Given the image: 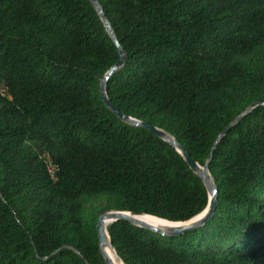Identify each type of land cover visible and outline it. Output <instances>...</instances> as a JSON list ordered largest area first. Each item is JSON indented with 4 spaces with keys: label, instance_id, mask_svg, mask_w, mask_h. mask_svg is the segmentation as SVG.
Wrapping results in <instances>:
<instances>
[{
    "label": "trees",
    "instance_id": "1",
    "mask_svg": "<svg viewBox=\"0 0 264 264\" xmlns=\"http://www.w3.org/2000/svg\"><path fill=\"white\" fill-rule=\"evenodd\" d=\"M97 1L125 51L108 99L201 166L212 153L218 194L184 234L114 220L119 259L264 264V0ZM118 58L90 0H0V264H105L99 213L180 222L205 208L177 149L102 101Z\"/></svg>",
    "mask_w": 264,
    "mask_h": 264
},
{
    "label": "water",
    "instance_id": "2",
    "mask_svg": "<svg viewBox=\"0 0 264 264\" xmlns=\"http://www.w3.org/2000/svg\"><path fill=\"white\" fill-rule=\"evenodd\" d=\"M90 1L96 7V10L98 11L100 17L102 18L109 34L113 38V40L117 46L118 55H119L117 62L114 64L113 67H111L105 73V75L101 78V80L99 82V90H100V95H101L102 101L113 112V114L116 115L120 120H122L126 123H130V124H133V125H136L139 127L146 128L148 131H150L154 135L159 136V137L167 140L170 144H172L177 149V151L183 156V158L187 162L190 169L193 170L198 175V177L202 180V182L206 188V191L208 193V200H207V204H206L205 208L201 212H199L198 214H196L195 216L190 218L189 220L180 221V222H184L185 224H183L182 226H179L178 228H175L174 230H162V229L156 228L154 225L148 224L147 222H143V223L135 222L127 214V212H129V211L110 210L107 212L100 213L97 216L96 226H95L96 231H97V237H98V246H99V249H100L101 254L103 256L105 264H113L111 259L107 255V253H108L107 248H106L107 244L110 245L111 247H113V245H112L111 240L109 239V235H108L106 228H105V221L106 220H109V224H110L116 219H124V220L129 221L133 224H136L142 228H145L147 230H150V231H153V232H156L159 234L180 235V234H184L185 232H188V231H191V230L198 228L199 226L204 224L213 215V212H214L216 205H217L218 194H217V188L215 186L213 179H212L213 189H211L209 184H208V179H209V177H211L210 172H209V162H210V158H211L212 153H209L207 161L205 162V164L203 166H201L199 163H197L190 156V154L187 152L185 147L182 146L180 142L175 140L169 133L165 132L164 130H162V129L154 126V125H150L149 123H147L145 121H139L137 119H134V118L124 114L114 104H112L110 102V100L108 99L107 94H106L107 78L117 68H119L120 66L123 65L124 57H125V51L117 42V40L113 34V30H112L107 18L105 17V14L103 13V10H102L100 4L98 3V1L97 0H90ZM239 117L240 116H238L237 118H239ZM229 127H230V125L227 126L223 130L222 133L226 132ZM136 214H138V213H136ZM139 214H144V213H139ZM148 215H150V214H148ZM113 249H114V247H113Z\"/></svg>",
    "mask_w": 264,
    "mask_h": 264
},
{
    "label": "bare ground",
    "instance_id": "3",
    "mask_svg": "<svg viewBox=\"0 0 264 264\" xmlns=\"http://www.w3.org/2000/svg\"><path fill=\"white\" fill-rule=\"evenodd\" d=\"M208 184L210 186L211 189H213V184H212V178L209 177L208 179ZM129 215V217L132 218V220H134L135 222H147L148 224H152L154 226H156V228L159 227L160 228H166L169 227L171 225H173L172 223L175 224H180L179 226H182L183 224H185L184 222H172V221H166V220H162L153 216H149L148 214H142V215H137V214H131V213H127ZM109 220L105 221V228L107 231V224H108ZM179 226H175L169 230H174L175 228H178ZM107 255L109 256V258L111 259L113 264H123V262L119 259V257L117 256L115 250L113 249V247H111L110 245L107 244Z\"/></svg>",
    "mask_w": 264,
    "mask_h": 264
},
{
    "label": "rangeland",
    "instance_id": "4",
    "mask_svg": "<svg viewBox=\"0 0 264 264\" xmlns=\"http://www.w3.org/2000/svg\"><path fill=\"white\" fill-rule=\"evenodd\" d=\"M105 205V200L104 199H100L99 201H97L96 203H95V207L96 208H98V209H100V208H102L103 206ZM103 212H107V211H103ZM103 212H101V213H103ZM100 214V213H99ZM108 224H109V222H108ZM107 224V225H108ZM173 225H171V226H169V227H166V228H160V229H162V230H169V229H171V228H173V227H175V226H179L180 224H175V223H172ZM152 225V224H151ZM156 227V226H155ZM159 228V227H158Z\"/></svg>",
    "mask_w": 264,
    "mask_h": 264
},
{
    "label": "built area",
    "instance_id": "5",
    "mask_svg": "<svg viewBox=\"0 0 264 264\" xmlns=\"http://www.w3.org/2000/svg\"><path fill=\"white\" fill-rule=\"evenodd\" d=\"M47 164H48V170H49V172L52 173L53 172V169H54V165L51 163V161H50L49 158H47ZM52 177H53V175H52Z\"/></svg>",
    "mask_w": 264,
    "mask_h": 264
}]
</instances>
